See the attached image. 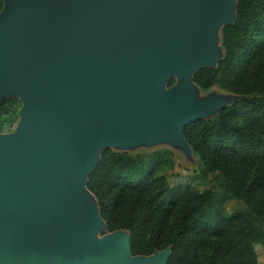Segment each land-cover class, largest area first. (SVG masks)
<instances>
[{
    "label": "water",
    "instance_id": "obj_1",
    "mask_svg": "<svg viewBox=\"0 0 264 264\" xmlns=\"http://www.w3.org/2000/svg\"><path fill=\"white\" fill-rule=\"evenodd\" d=\"M237 0H3L0 106L21 105L0 133V264H167L171 248L133 256L107 233L88 179L105 150L169 145L239 97L193 83L223 56L218 32ZM173 79L177 84L167 88ZM104 235H101V234Z\"/></svg>",
    "mask_w": 264,
    "mask_h": 264
},
{
    "label": "trees",
    "instance_id": "obj_2",
    "mask_svg": "<svg viewBox=\"0 0 264 264\" xmlns=\"http://www.w3.org/2000/svg\"><path fill=\"white\" fill-rule=\"evenodd\" d=\"M221 48L217 66L199 71L193 82L240 100L183 134L201 178L215 175L221 193L241 202L246 213H225L211 189L170 187L174 162L168 151L132 157L105 150L87 189L107 233H129L133 256L171 248L167 264H258L254 247L264 243V0H237L235 21L221 31ZM20 108L17 99L1 104V134L12 131Z\"/></svg>",
    "mask_w": 264,
    "mask_h": 264
},
{
    "label": "rangeland",
    "instance_id": "obj_3",
    "mask_svg": "<svg viewBox=\"0 0 264 264\" xmlns=\"http://www.w3.org/2000/svg\"><path fill=\"white\" fill-rule=\"evenodd\" d=\"M2 7H3V0H2ZM223 28H221L218 32L219 48H221V31ZM170 82H172V85L168 86ZM170 82L167 84V88H171L177 84L176 79H173ZM210 95L217 96V97H228L230 93H227L226 91L218 88L217 86L209 89L208 91H202L199 89L200 98H206ZM214 117H211V118H214ZM18 121H19V117L17 121L15 120V122H13V129L11 132L15 130ZM109 151H112L113 153H116V154H127L132 157L137 156V155H151V154L163 153L165 151H168L172 154V159L174 162L173 169L167 174L168 184L170 187L172 188L173 187H185L187 185H191L192 187L196 188L199 191L211 189L218 195V200L220 201L223 200L222 208L225 213L227 214L246 213L247 209L241 202L226 198L221 193L218 187L219 183L216 181L215 175H210L207 178H201L200 176L201 166L199 165L197 159L195 158L193 154H192V159L189 160L186 158L185 154L182 151L177 150L166 144H159V145H155L151 147L139 146L132 150H120V151L109 150ZM101 235H104V234L102 233ZM254 249L257 255L258 264H264V243L263 245H256Z\"/></svg>",
    "mask_w": 264,
    "mask_h": 264
}]
</instances>
